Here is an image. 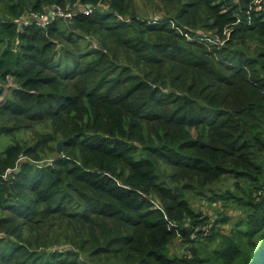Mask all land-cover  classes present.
Instances as JSON below:
<instances>
[{
    "label": "trees",
    "instance_id": "16d2710c",
    "mask_svg": "<svg viewBox=\"0 0 264 264\" xmlns=\"http://www.w3.org/2000/svg\"><path fill=\"white\" fill-rule=\"evenodd\" d=\"M156 1L0 0V264H264V0Z\"/></svg>",
    "mask_w": 264,
    "mask_h": 264
},
{
    "label": "rangeland",
    "instance_id": "374dc122",
    "mask_svg": "<svg viewBox=\"0 0 264 264\" xmlns=\"http://www.w3.org/2000/svg\"><path fill=\"white\" fill-rule=\"evenodd\" d=\"M135 4L138 7V10H142V9L144 10V13L147 15L148 19L150 20L158 19L162 14L161 11L158 9L159 3L156 0H135ZM9 85H11L10 81L9 84L4 86L0 84V86H3L4 88H7ZM1 100L2 98H0V101ZM5 141L6 139L0 140V149H2Z\"/></svg>",
    "mask_w": 264,
    "mask_h": 264
},
{
    "label": "built area",
    "instance_id": "2783aa9c",
    "mask_svg": "<svg viewBox=\"0 0 264 264\" xmlns=\"http://www.w3.org/2000/svg\"><path fill=\"white\" fill-rule=\"evenodd\" d=\"M92 10L90 8H87V9H83L82 10V14L84 15H89L91 14ZM52 16L54 15H58V16H62L64 19H69L71 18L73 15H71L70 13H67V14H64L62 15L61 13H54L52 12L51 13ZM49 18L47 17V15H37V14H34V13H31L30 14V19H25L21 22L18 23V25L21 27L23 26H26L27 24H30L31 22H35V24H37L38 26L40 27H44L45 25H47L49 23Z\"/></svg>",
    "mask_w": 264,
    "mask_h": 264
},
{
    "label": "water",
    "instance_id": "95a60500",
    "mask_svg": "<svg viewBox=\"0 0 264 264\" xmlns=\"http://www.w3.org/2000/svg\"><path fill=\"white\" fill-rule=\"evenodd\" d=\"M64 21L66 22V23H68V20L67 19H64ZM62 140L61 141H58L56 144H55V149H56V151L58 152V153H62Z\"/></svg>",
    "mask_w": 264,
    "mask_h": 264
}]
</instances>
